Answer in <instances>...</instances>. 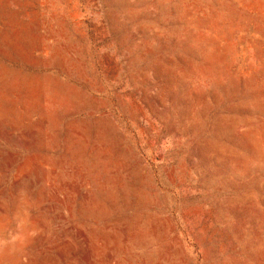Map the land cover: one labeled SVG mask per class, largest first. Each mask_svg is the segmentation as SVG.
Here are the masks:
<instances>
[{
  "label": "rangeland",
  "instance_id": "rangeland-1",
  "mask_svg": "<svg viewBox=\"0 0 264 264\" xmlns=\"http://www.w3.org/2000/svg\"><path fill=\"white\" fill-rule=\"evenodd\" d=\"M0 264H264V0H0Z\"/></svg>",
  "mask_w": 264,
  "mask_h": 264
}]
</instances>
